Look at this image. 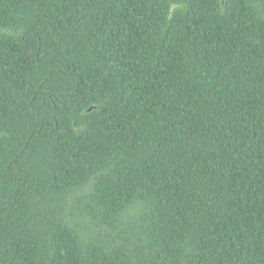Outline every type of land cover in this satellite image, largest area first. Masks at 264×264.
Returning a JSON list of instances; mask_svg holds the SVG:
<instances>
[{"label":"trees","instance_id":"trees-1","mask_svg":"<svg viewBox=\"0 0 264 264\" xmlns=\"http://www.w3.org/2000/svg\"><path fill=\"white\" fill-rule=\"evenodd\" d=\"M0 264H264V0H0Z\"/></svg>","mask_w":264,"mask_h":264}]
</instances>
